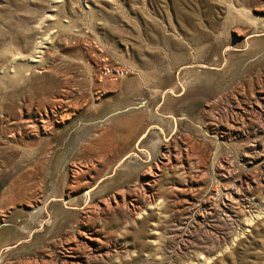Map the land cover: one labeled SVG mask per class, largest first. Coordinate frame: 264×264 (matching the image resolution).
<instances>
[{"label": "rangeland", "instance_id": "rangeland-1", "mask_svg": "<svg viewBox=\"0 0 264 264\" xmlns=\"http://www.w3.org/2000/svg\"><path fill=\"white\" fill-rule=\"evenodd\" d=\"M0 264H264V0H0Z\"/></svg>", "mask_w": 264, "mask_h": 264}, {"label": "bare ground", "instance_id": "bare-ground-1", "mask_svg": "<svg viewBox=\"0 0 264 264\" xmlns=\"http://www.w3.org/2000/svg\"><path fill=\"white\" fill-rule=\"evenodd\" d=\"M32 58V57H31ZM36 59V58H35ZM32 61V60H31ZM33 61H34V59H33Z\"/></svg>", "mask_w": 264, "mask_h": 264}]
</instances>
